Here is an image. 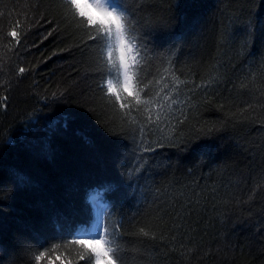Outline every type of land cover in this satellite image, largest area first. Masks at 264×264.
<instances>
[{
    "label": "snow or ice",
    "instance_id": "snow-or-ice-1",
    "mask_svg": "<svg viewBox=\"0 0 264 264\" xmlns=\"http://www.w3.org/2000/svg\"><path fill=\"white\" fill-rule=\"evenodd\" d=\"M85 3L90 12L81 10ZM262 7L264 0H245L246 21L229 32L235 21L209 15L206 0H35L23 11L0 4V18L8 21L0 26V116L8 115L10 93L40 63L76 49L87 53L89 68L51 91H31L34 103L13 117L15 137L0 128V157L9 145H40L53 160L51 176L24 209L15 201L32 188L31 178L0 176V264H129L126 237L151 241L183 227L169 229L162 218L138 212L153 188L161 191L155 177L191 175L218 154L247 158L252 179L246 199L226 204L239 209L254 202L264 190V143L250 140L245 129L264 131V58L238 78L247 98L205 124L194 113L212 103L209 89L232 82L230 65L236 66L213 58L197 82V72L177 65L201 67L196 56L207 42L220 52L235 32L246 37L242 49L264 47ZM61 25L74 44L44 56L41 46L60 37ZM33 50L41 59L26 58ZM248 211L240 223L253 227L264 257V208L254 224Z\"/></svg>",
    "mask_w": 264,
    "mask_h": 264
},
{
    "label": "trees",
    "instance_id": "trees-1",
    "mask_svg": "<svg viewBox=\"0 0 264 264\" xmlns=\"http://www.w3.org/2000/svg\"><path fill=\"white\" fill-rule=\"evenodd\" d=\"M34 2L35 0H0V4L18 6V11H23L24 5ZM40 2L54 5L56 0ZM206 3L209 15L215 13L217 17L222 16L226 23L229 20L235 21V24H229V32L240 28L242 22L247 19L243 15L245 0H206ZM261 11L264 12V7ZM55 15L54 9L49 12L50 18ZM7 22L6 17L0 18V26H6ZM208 27L211 29V24ZM63 28L64 25H61L60 37L41 46L44 56H48L54 48L74 44L70 32L65 33ZM245 38L242 32H235V35L230 37L229 44L220 52L209 40L203 52L197 53L196 56V59L201 61V67L198 68L193 61H190L188 66L177 65V68H181L185 73L190 68L191 71L197 72V82L207 66L215 62L213 58L231 60V64L236 66L231 69L230 65L232 82L222 83L219 87L208 90L212 103L202 105L194 113L200 124L224 119L229 108L235 111V103L247 98L246 94L239 90L238 78L247 73L249 68L256 70L264 58V47H253L250 43L249 48L242 49ZM249 52L252 54L249 55ZM26 58L39 60L41 52L33 50ZM88 71L87 53L76 49L71 53L53 57L46 64L40 63L37 70L10 93L8 115L0 116V128L10 131L15 137L18 125L13 117L34 103L31 91H51L62 78L68 79L71 76V79H79ZM91 79L90 77L89 82ZM233 83H236L237 87H233ZM260 83L258 79L257 86ZM220 105H224L223 110ZM98 118L103 120L106 117L101 112ZM245 133H251L250 140L264 143V131H253V125H248ZM169 151L165 149L164 154ZM158 159L162 160L163 157ZM248 164L245 157L234 158L227 154H218L215 159L200 163L191 175L177 172L174 179L171 173L168 176H156L155 186L160 187L161 191L156 192L153 188V191L147 194V200L140 201L138 212L141 215L162 218L169 225V229L173 228L174 224L183 227L175 231L166 229L163 238L158 235L156 240L151 241H137L133 237H126L129 264H262L264 257H261L260 247L255 243L257 238L254 229L249 223L241 224L240 218L249 216L248 209L251 208L253 220L250 223L254 224L259 219V213L264 208V190L259 192L254 202L242 208H234L233 203L226 204L234 202L237 197L247 198L252 184V179L248 177ZM52 166V158L40 145H9L7 152L0 157V176H26L33 181L31 189L17 195L16 207L24 209L32 202V193L38 190L43 178L51 176ZM173 235L176 236L175 240L171 239ZM181 243L185 246L183 249L180 247Z\"/></svg>",
    "mask_w": 264,
    "mask_h": 264
},
{
    "label": "clouds",
    "instance_id": "clouds-1",
    "mask_svg": "<svg viewBox=\"0 0 264 264\" xmlns=\"http://www.w3.org/2000/svg\"><path fill=\"white\" fill-rule=\"evenodd\" d=\"M81 10L84 11V12H90V9L88 8L86 3L82 5V9Z\"/></svg>",
    "mask_w": 264,
    "mask_h": 264
}]
</instances>
